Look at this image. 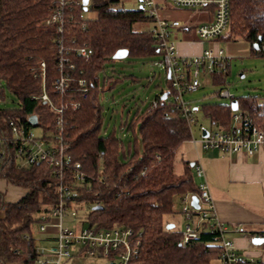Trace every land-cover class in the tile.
<instances>
[{"label": "trees", "instance_id": "16d2710c", "mask_svg": "<svg viewBox=\"0 0 264 264\" xmlns=\"http://www.w3.org/2000/svg\"><path fill=\"white\" fill-rule=\"evenodd\" d=\"M119 1L89 0L86 10L80 3L74 10L75 19L65 23V43L86 44L90 56L85 59L74 51L63 53L67 60L62 71L69 82L61 94L54 88L60 75L59 34L55 26L47 24L53 0H0V100L8 93L18 102L17 108H0V126L7 135L9 121L26 131L34 127H40L42 133L53 131L55 115L41 95L46 93L56 106L65 105L64 143L84 174L74 189L77 203L89 206L83 213L87 223L130 229L131 241H139L130 264H212L219 261L221 252L218 232L211 233L204 223L198 236L183 244L182 231L168 229L163 220L172 213L175 197L199 193L193 173L196 163L191 166L190 161L181 160L176 171V152L192 136L188 122L172 109L167 98H160L162 91L155 96L156 106H137L129 117L126 108L118 126L106 131L102 93L122 77L104 74L105 65L115 60L113 55L119 49H126L131 58L159 55L156 38L148 30L134 28L136 23L148 21L143 12L114 8ZM89 10L94 17H84L83 12ZM80 20L86 22L84 29ZM219 39H242L253 54L264 57V0H229V27ZM225 74H213L214 82L222 83ZM128 76L132 75H123ZM234 99L239 110L248 112L250 124L264 129V102L250 96ZM72 102L79 106L73 107ZM121 107H125L123 102ZM197 110L217 128L229 129L232 124L228 103H200ZM32 115L37 119L35 125L28 120ZM0 147L11 154L2 160L0 180L25 189L16 200H8L0 190V264H29L37 256L35 214L41 206L56 202L57 177L44 162L17 167L13 146ZM251 264L263 263L253 260Z\"/></svg>", "mask_w": 264, "mask_h": 264}, {"label": "built area", "instance_id": "2783aa9c", "mask_svg": "<svg viewBox=\"0 0 264 264\" xmlns=\"http://www.w3.org/2000/svg\"><path fill=\"white\" fill-rule=\"evenodd\" d=\"M89 0H87L88 3ZM142 16L152 22L148 31L156 38L159 55L153 60V65L164 68L169 82L168 93L172 109L182 116L192 127L196 122L197 107H193V101L186 97L187 94L198 89V76L201 74L227 73L230 65V55L221 47L216 48L214 43L219 41V37L227 32L229 27V0H138ZM54 8L52 14L47 19V24L55 26L59 36L57 37V49L61 54L59 61L60 75L55 79L54 88L59 93H63L67 87L69 79L63 74V64L67 60L63 53L74 51L83 58L90 56V50L86 44L80 46L67 45L63 37L65 23L73 21L76 17L74 12L77 5H83V0H53ZM167 3L175 8L195 10L207 6L212 7V19L201 23L193 29L196 37L211 46H206L198 55H181L178 53L176 44L171 37L175 25L169 20L162 18L159 14L162 4ZM122 9V8H117ZM83 18L82 15L79 17ZM86 22L80 20V27L84 29ZM74 42V40H72ZM214 45V46H213ZM44 64H42L43 66ZM79 85L83 86L84 81L80 80ZM85 94L86 88L82 87ZM162 94H160L161 96ZM216 96L227 98L230 101L234 95L227 89H220ZM41 99L48 104L54 112L53 131H46L35 135L33 130H24L9 121L7 127L10 135L0 126V146L5 148L13 146L12 157L17 167L27 166L44 162L50 166L57 177L56 193L57 200L54 203L41 206L35 214L36 230L38 232H50V228L56 230V237L46 236L44 240L35 239L36 258L29 264H68L74 255H90L108 258L111 264H130V260L138 252L139 241L132 242V231L123 226L114 224L110 227H98L89 225L84 214L78 216V209L81 205L75 200L77 194L74 186L79 185L84 180L80 162L73 161L67 152L64 143L65 120L63 110L65 105L56 106L47 96L42 93ZM158 101L154 98L149 104L150 108L156 106ZM72 106L77 108L78 102H72ZM242 123H245L243 126ZM251 119L247 111H233L232 124L229 129L199 128L198 142L202 149H215L225 154L245 153L247 156L264 151V129L251 125ZM205 130L206 134L202 133ZM192 134V133H191ZM11 157L9 152L0 147V165L2 160ZM194 174L199 178H204V170L201 165L194 164ZM199 208L193 209L191 197L187 193L181 198L183 207L182 217L185 221L182 230V243L188 244L193 241L201 230L203 224L211 232L219 233L218 243L221 252L218 257L223 264H251L252 259H248L241 254L234 246L233 241L225 235L228 227L222 223L215 211L212 196L206 181L198 183ZM196 212V213H195ZM69 217L73 222L71 225L64 223V218ZM239 228L234 227L232 232H238ZM55 239L56 245L52 248L44 246L41 242Z\"/></svg>", "mask_w": 264, "mask_h": 264}, {"label": "rangeland", "instance_id": "374dc122", "mask_svg": "<svg viewBox=\"0 0 264 264\" xmlns=\"http://www.w3.org/2000/svg\"><path fill=\"white\" fill-rule=\"evenodd\" d=\"M140 6L138 0H120L117 4L114 5V8L122 9H132L137 10ZM195 10L190 9H179L174 8L171 5H168V10H161V16L167 17L172 20L174 17L177 20L185 21L188 20V17L191 14H195ZM84 17L92 18L95 16V13L92 11H84ZM171 22V21H170ZM152 26V22L143 21L138 22L134 25V28L137 30H148ZM175 31H171V37L174 40ZM225 34V33H224ZM223 34V35H224ZM181 38V33L177 36V39ZM216 44V45H215ZM211 46V44H206ZM215 47H221L225 52L230 55V65L228 72L224 75L222 83H215L214 77L210 74H201L198 76L199 87L196 91L191 92L186 95L188 99L193 101V107H197L200 103L206 102H216V103H230V100L227 98H222L216 96L217 91L220 89H227L235 97H256L260 103L264 102V57L253 54L250 51L249 43L237 39L234 41H227L219 39L217 43H214ZM213 45V46H214ZM229 49V50H227ZM229 52V53H228ZM156 57H143V58H131L126 56L121 59H115L113 62H110L105 65L104 74L112 75L113 77L120 76L122 80L117 83L112 88H108V85L105 87V90L102 93V101L106 107V122L105 127L106 131H110L112 127H117L120 117L124 119L126 115V108L129 109V115L132 111L140 106L141 108L149 104L157 94L162 91L169 90V82L167 79L166 72L164 68L160 66L153 65V60ZM123 75H132L138 79L132 81V76L123 77ZM102 77V75H101ZM169 99V97L167 98ZM125 101V102H124ZM125 104V107H121V103ZM18 102L11 95H6L4 100H0V108H17ZM203 127L206 129H214L215 126L212 125L209 120L202 115V113L197 110L196 112V122L191 127V133L198 137L200 136L199 128ZM42 129L40 127H34L33 133L35 135H40ZM124 135V138H127V134ZM196 152L189 140L183 142L179 149L176 152V171L180 170L181 160H188L193 162L196 159ZM194 173V172H193ZM195 177V181L200 183L201 181H206L208 187L211 186L208 179L209 175L206 174L204 178ZM225 185H223L224 183ZM220 183L222 186H218V192L222 194H228L231 198V201H235L232 207L237 209L234 222L228 221L225 225L228 227L226 237L230 238L232 229L234 227L240 228V224H246L249 222L261 221L264 220V187L263 182L260 184H253L245 186L243 188H249L246 191L240 190L242 186H236L231 183L229 186V181L221 180ZM210 188V187H209ZM0 190L5 193V198L17 199L23 193L25 189L21 187H11L7 186L3 180H0ZM230 192V193H229ZM88 205H81L78 209V216H82L84 211L88 210ZM183 203L179 197H175L173 201V211L171 214L165 215L163 220L165 223L174 224L175 229L182 231L185 226V221L182 217ZM72 220L69 217L64 218L65 224H72ZM33 235L35 239L44 240L48 235L51 237H56V230L50 228V232H38L36 230V225L33 226ZM241 229V228H240ZM44 246L52 248L56 245L55 239L46 240L41 242ZM258 260V259H254ZM21 264V263H16ZM68 264H111V260L99 256H90V255H73L69 260Z\"/></svg>", "mask_w": 264, "mask_h": 264}, {"label": "crops", "instance_id": "0c3cea01", "mask_svg": "<svg viewBox=\"0 0 264 264\" xmlns=\"http://www.w3.org/2000/svg\"><path fill=\"white\" fill-rule=\"evenodd\" d=\"M168 5L169 4L167 3L162 4V8L159 11L160 16L162 14L161 12H163L161 10H168ZM161 17L169 20L167 17ZM211 19L212 7L207 6L197 9L195 11V14H191L188 17V20L180 21L175 17L170 20L175 25L173 29V31H175L174 42L179 54L198 55L201 53L202 49L207 46V43L200 41L193 33V29L197 25L208 22ZM180 33L181 38L177 39V36ZM135 78L136 80L138 79L137 77ZM132 113H130V115ZM193 139L199 138L195 137L192 134L191 139H189L197 155L196 159L191 163H196L202 166L205 173V180L207 178L206 174L208 173L209 175V179L207 178L211 185L209 186V191L212 196L216 214L219 220L224 224L228 221L234 222L235 219H237L235 217L237 209L235 207H232L234 206L232 204H236V202L231 201V198L228 194L219 193L217 188L218 186H222L220 181L223 179L224 181L226 180L230 182L228 183L229 186L231 185V183L234 184L233 186H242L240 190L244 191L249 189L243 188L245 186L260 184L262 182L264 183V151H261L252 157L247 156L242 152L225 154L217 150H204L201 148L200 144L198 142H194ZM223 185H225V183ZM236 186L232 189L236 190ZM240 228L238 232H231L230 234L233 239L234 246L241 254H243L244 257L252 260L258 259L264 264V248L261 247V244L254 245L251 243V238L255 234H260L263 236L264 220L255 222L251 221L243 225L241 223ZM251 232H255V234L251 236ZM212 264L223 263H221L220 261H215Z\"/></svg>", "mask_w": 264, "mask_h": 264}, {"label": "water", "instance_id": "95a60500", "mask_svg": "<svg viewBox=\"0 0 264 264\" xmlns=\"http://www.w3.org/2000/svg\"><path fill=\"white\" fill-rule=\"evenodd\" d=\"M86 4H87V0H83V8L84 10H86ZM261 37L259 36L258 37V40H260ZM254 49H257L258 47V44L257 43H254L253 45ZM128 56V51L126 49H119L117 50L114 55H113V59H121V58H124ZM167 77H169V74L167 75ZM168 93L167 92H163V94L160 96V98L162 100L166 99ZM230 107L232 109V111H235L237 110L238 108V102L236 99H233L230 101ZM29 122L32 124V125H35L36 122H37V119H36V116L35 115H32L29 117ZM202 133L203 134H206L205 130H202ZM191 166H193V163L190 164ZM191 206L193 207V209L197 210L199 208V204H198V198L193 195L191 197ZM173 224L169 223L166 225V227L169 229V228H173ZM264 242V236L260 235V234H255L252 238H251V243L254 244V245H260Z\"/></svg>", "mask_w": 264, "mask_h": 264}]
</instances>
